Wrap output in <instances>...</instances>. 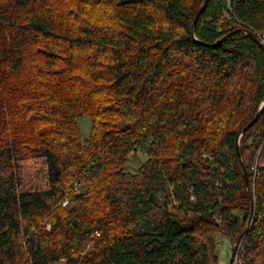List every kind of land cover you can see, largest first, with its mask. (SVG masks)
Segmentation results:
<instances>
[{
	"label": "trees",
	"instance_id": "trees-1",
	"mask_svg": "<svg viewBox=\"0 0 264 264\" xmlns=\"http://www.w3.org/2000/svg\"><path fill=\"white\" fill-rule=\"evenodd\" d=\"M204 2L0 0V264H219L221 235L233 252L264 0H209L193 36ZM239 149L237 264H264V109Z\"/></svg>",
	"mask_w": 264,
	"mask_h": 264
},
{
	"label": "rangeland",
	"instance_id": "rangeland-1",
	"mask_svg": "<svg viewBox=\"0 0 264 264\" xmlns=\"http://www.w3.org/2000/svg\"><path fill=\"white\" fill-rule=\"evenodd\" d=\"M78 125L82 131L83 137H88L91 132V119L89 117H82L78 120ZM148 157L147 155L142 151H136L133 154L129 156V159L126 164V172L136 174L138 172V169L147 161ZM64 206H68L69 202L64 201ZM43 225L47 227V230L52 229V225L49 223V221L45 218L43 220ZM99 234L95 235L90 241H89V248L92 249L96 245V240L99 239ZM218 247H217V256L219 259V264H230L231 256H232V244L230 240L225 236H219L218 237ZM234 246V245H233ZM238 261V255L235 260V264H237Z\"/></svg>",
	"mask_w": 264,
	"mask_h": 264
},
{
	"label": "water",
	"instance_id": "water-1",
	"mask_svg": "<svg viewBox=\"0 0 264 264\" xmlns=\"http://www.w3.org/2000/svg\"><path fill=\"white\" fill-rule=\"evenodd\" d=\"M208 1L209 0H205L203 6L201 7V9L199 10V12L197 13V15L195 17V20H194V23H193V26H192V35L193 36H195V26H196V24H197V22H198V20L200 18V15L202 14V12L204 11V9L206 8V6L208 4ZM246 32H247V35L254 42H256L262 48H264V43L261 42L252 31L248 30ZM263 109H264V103H263L261 109L259 110L258 114L255 116V118L239 133V135L237 137V140H236V144H237V156H238L239 162L242 165L243 174H244V178H245V182H246V186H247V191H248V194H249V197H250V200H251L252 210H251V216H250V219H249L247 228H246L245 232L238 238V240H237V242H236V244H235V246L233 248V252H232L230 264H235V260H236L237 255H238V250L240 249V246H241L242 238L246 234V232L248 231V229H249V227H250V225L252 223V219H253V215H254V198H253V195H252V192H251V188H250V184H249V178H248V174H247V169H246L245 164H244V162L242 160V156H241L240 149H239L240 140L243 137V134L248 129H250L259 120V118H260V116L262 114Z\"/></svg>",
	"mask_w": 264,
	"mask_h": 264
}]
</instances>
